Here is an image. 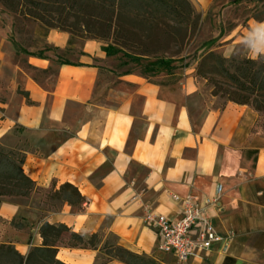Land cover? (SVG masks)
Instances as JSON below:
<instances>
[{
    "label": "crops",
    "instance_id": "obj_1",
    "mask_svg": "<svg viewBox=\"0 0 264 264\" xmlns=\"http://www.w3.org/2000/svg\"><path fill=\"white\" fill-rule=\"evenodd\" d=\"M192 1L201 9L213 2ZM28 22V42L0 38V148L26 150L24 171L37 189L29 197H0V244L27 255L43 245L44 222L63 223L100 239L95 248L60 247L57 258L67 264H125L109 258L107 242L157 264L165 257L181 264L158 251L157 231L146 219L149 213L180 219L182 199L191 195L229 243L186 264H264V133L253 130L257 112L230 101L218 105L194 69L185 68L178 81L162 71L154 78L117 74L106 42ZM249 33L247 57L264 55V21L250 23ZM106 73L117 81L98 90ZM66 183L86 198L83 209L51 205L49 194ZM13 219L24 227L15 228Z\"/></svg>",
    "mask_w": 264,
    "mask_h": 264
},
{
    "label": "trees",
    "instance_id": "obj_2",
    "mask_svg": "<svg viewBox=\"0 0 264 264\" xmlns=\"http://www.w3.org/2000/svg\"><path fill=\"white\" fill-rule=\"evenodd\" d=\"M0 3L16 16L68 32L73 37L104 41L108 54L124 52L126 56L180 54L198 38L204 22L192 0H0ZM253 18L264 21V11L254 13ZM196 72L197 78L212 85L213 96L221 94L230 102L248 105L264 114L263 54L239 59L209 51L202 56ZM23 94L32 103L28 94ZM25 160L24 148H0V197H29L37 189L24 171ZM49 198L68 202L79 210L87 201L70 183L63 184ZM11 224L17 229L24 227L16 219ZM40 233L43 245L34 247L27 255L11 243H1L0 264H67L57 258L60 247L95 248L100 241L97 234L85 238L63 223L44 222ZM103 249L109 258L125 264H157L146 254L118 244L107 242Z\"/></svg>",
    "mask_w": 264,
    "mask_h": 264
},
{
    "label": "rangeland",
    "instance_id": "obj_3",
    "mask_svg": "<svg viewBox=\"0 0 264 264\" xmlns=\"http://www.w3.org/2000/svg\"><path fill=\"white\" fill-rule=\"evenodd\" d=\"M195 6L203 15L204 22L201 33L180 54L174 55L173 52H165L158 56L142 57L126 56L124 52L113 53L116 56L113 57L110 64L115 72L117 74L133 72L147 78H154L159 76V74L161 75L159 71H162L171 75L167 79L178 81L180 77L178 74L185 68L194 69V74H197L196 69L202 60V56L209 51L217 52L227 58L236 57L240 59L248 56L252 39L249 33L250 23L259 22L253 18V14L264 11V0H213L212 4L205 9L199 8L196 4ZM28 21L32 20L16 16L0 3L1 39L15 42L22 39L28 42L31 31V24ZM229 25H232L231 29ZM10 49V45L6 43L3 45V50L10 51ZM159 65L162 66L159 67ZM23 66L36 77L42 74V72H38L25 64ZM115 76L109 73L103 75V79L99 82L98 90L111 85L115 80L117 81ZM198 79L204 83L206 90L209 91L208 93L213 95L212 85L201 77H198ZM215 97H217L218 105H224L229 102L228 98L221 94ZM257 114L258 120L253 130L263 132L264 114ZM60 204H62V201H53L51 203L54 207H58ZM109 241L114 242L115 239L110 237ZM160 260L164 264H173L168 257Z\"/></svg>",
    "mask_w": 264,
    "mask_h": 264
},
{
    "label": "built area",
    "instance_id": "obj_4",
    "mask_svg": "<svg viewBox=\"0 0 264 264\" xmlns=\"http://www.w3.org/2000/svg\"><path fill=\"white\" fill-rule=\"evenodd\" d=\"M221 191L222 186L219 185L218 194ZM182 202L184 208L178 220L163 214L147 215V223L157 231L160 253L173 255L178 263L186 264L209 253L216 245H228L229 238L217 232L212 220L205 215L204 207L193 196H187Z\"/></svg>",
    "mask_w": 264,
    "mask_h": 264
}]
</instances>
